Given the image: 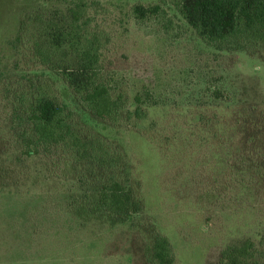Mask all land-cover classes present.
Masks as SVG:
<instances>
[{
    "label": "rangeland",
    "instance_id": "374dc122",
    "mask_svg": "<svg viewBox=\"0 0 264 264\" xmlns=\"http://www.w3.org/2000/svg\"><path fill=\"white\" fill-rule=\"evenodd\" d=\"M98 2L100 79L119 106L111 121L31 49L30 19L65 6L0 0V264H152L156 235L174 264H218L246 240L264 264V46H209L169 0ZM138 4L162 12L136 20ZM40 87L83 136L121 155L113 172L139 210L100 208L96 170L28 142L26 104Z\"/></svg>",
    "mask_w": 264,
    "mask_h": 264
},
{
    "label": "trees",
    "instance_id": "16d2710c",
    "mask_svg": "<svg viewBox=\"0 0 264 264\" xmlns=\"http://www.w3.org/2000/svg\"><path fill=\"white\" fill-rule=\"evenodd\" d=\"M65 8L38 13L30 19L37 34L31 49L39 65L60 74L83 107L104 121L118 112V102L100 79V53L106 46L104 33L93 26L102 7L98 0H57ZM197 37L218 50L236 46H264V0H169ZM136 20L158 16L159 5L131 8ZM27 140L42 150L59 147L78 165L97 171L100 187L97 205L113 215H129L139 210V200L116 179L114 170L122 158L109 143L97 136L85 137L70 121L65 108L49 89L40 87L26 104ZM28 143V144H30ZM250 240L226 247L218 264H260ZM145 258L152 264H174L169 242L156 235Z\"/></svg>",
    "mask_w": 264,
    "mask_h": 264
}]
</instances>
